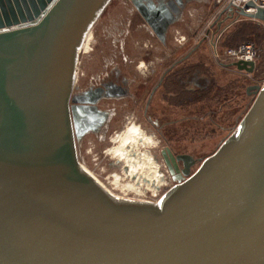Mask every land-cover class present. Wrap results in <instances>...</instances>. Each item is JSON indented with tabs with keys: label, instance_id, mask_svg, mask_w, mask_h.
Wrapping results in <instances>:
<instances>
[{
	"label": "water",
	"instance_id": "1",
	"mask_svg": "<svg viewBox=\"0 0 264 264\" xmlns=\"http://www.w3.org/2000/svg\"><path fill=\"white\" fill-rule=\"evenodd\" d=\"M110 1L0 0V264H264V85L193 174L176 157L181 175L157 202L111 194L78 162L75 67ZM132 4L161 43L184 6ZM226 11L264 23L259 8Z\"/></svg>",
	"mask_w": 264,
	"mask_h": 264
},
{
	"label": "rangeland",
	"instance_id": "2",
	"mask_svg": "<svg viewBox=\"0 0 264 264\" xmlns=\"http://www.w3.org/2000/svg\"><path fill=\"white\" fill-rule=\"evenodd\" d=\"M155 1L165 3L169 0ZM182 1V11L168 27L164 43H161L137 14L132 0H111L90 30L92 37L88 47L84 50L82 46L78 55L76 77L85 78V82L102 78L106 73L126 74L134 92L138 84L152 79L148 86H144L146 93L140 96L141 102L135 105V97L130 101H109L110 121L98 131L93 129L77 137L80 165L88 168L119 198L157 202L172 187L163 171L160 148L168 146L175 152L199 159L192 167L194 173L201 161L212 155L236 131L248 112L255 95L252 91L248 94L247 88L264 85V24L245 18L221 22L223 0L221 3L217 0ZM218 22H221L219 26ZM246 41L254 42L258 48L256 69L251 74L230 67L233 61L226 57L228 49ZM177 61H180L178 65L166 76L167 80L174 77L171 83L163 84L152 100L148 113L151 120L145 119L142 107L151 86ZM191 66L195 68L194 75H187L177 82L176 77L179 79L183 75L182 70ZM82 73L85 77H81ZM180 82L193 94L184 93ZM131 124L140 126L156 143L155 147H144L147 180L150 181L155 170L154 158L166 175V186L155 193L146 185L140 186L135 193L111 183L113 174L122 176L123 184L135 181L123 176L121 164L115 165V160L106 155V150L113 147V136ZM161 137L165 140L162 141Z\"/></svg>",
	"mask_w": 264,
	"mask_h": 264
},
{
	"label": "flooded vegetation",
	"instance_id": "3",
	"mask_svg": "<svg viewBox=\"0 0 264 264\" xmlns=\"http://www.w3.org/2000/svg\"><path fill=\"white\" fill-rule=\"evenodd\" d=\"M152 1L157 4V1ZM137 14L144 21L138 12ZM144 23L146 24L145 21ZM174 64L168 68V70H170L165 75H161L156 80V82L151 86V89L147 94V98H145L142 107V115L149 121L151 119L149 118L148 113L151 112L152 100L159 90H161L165 76L174 66L178 65ZM81 77H85V75L82 73ZM187 79L189 80V78ZM150 81H152V79H150ZM150 81L140 83L141 85L138 84V87L134 92H132L130 88L131 80L129 75L126 74L120 75V73H106L102 78L99 77L98 79H92L87 82H85V78H78L77 76L70 94L68 105L70 108L75 107V112L78 116L76 119V124L79 127L78 129L82 130V135L84 136L90 133L93 131V129H97L98 131L100 126L102 127L110 121L112 115L109 114V101H130L133 97H135V105H137L138 101L141 102L140 96L145 95L146 93V87L144 86H148ZM161 139L164 141L165 137H161ZM159 154L163 166L165 165L164 169L172 186H174L176 183L173 181V176L181 175L184 165L182 161H176V157H190L195 162L196 160H199L190 154L175 152L168 146H162L159 150ZM192 167L193 165L190 167V175L193 174L191 172Z\"/></svg>",
	"mask_w": 264,
	"mask_h": 264
},
{
	"label": "bare ground",
	"instance_id": "4",
	"mask_svg": "<svg viewBox=\"0 0 264 264\" xmlns=\"http://www.w3.org/2000/svg\"><path fill=\"white\" fill-rule=\"evenodd\" d=\"M91 37H92V34L89 31L86 34L84 43L82 45L84 50L88 47ZM111 142L113 143V147L106 150V155H109L112 159L115 160V165L121 164V166H122L121 170L123 172L121 174H123V176H125L128 179L135 180L131 184L130 183L123 184L121 182L122 176H119V174H113V180L111 183H113L112 185H114V187H120L122 189L125 188L127 190L135 191V193H136V192H138V188L140 186L146 185L151 191H153L155 193L160 187L166 186V179H165L166 175L164 176V174H167V173L164 169L165 165L163 166V169H164L163 171L165 172L163 174L161 167L155 158L153 161V163L155 165V170L151 174L152 176H150V178H151L150 181L147 180V177H148L147 174L148 173H146V171L144 169V166L146 165L144 160L146 159L145 156L147 154L144 152V147L149 145L152 148L153 146L155 147L156 143L152 137L148 136L140 128V126L131 124L124 131L120 132L119 134L117 133L116 135H114ZM82 168L90 176H92L102 187H105L102 183H100L98 181V179L95 177V175L91 171L88 170V168H86L84 166ZM105 189L114 195V193L110 189H108L106 187H105ZM140 192H141V190H140ZM154 193H153V196H154ZM157 193H159V192H157ZM141 195H142V193H141Z\"/></svg>",
	"mask_w": 264,
	"mask_h": 264
},
{
	"label": "built area",
	"instance_id": "5",
	"mask_svg": "<svg viewBox=\"0 0 264 264\" xmlns=\"http://www.w3.org/2000/svg\"><path fill=\"white\" fill-rule=\"evenodd\" d=\"M222 0H217V3H221ZM249 2H253L254 7H245ZM231 6L234 10L243 9L248 14H254L256 9L264 10V0H223L221 9ZM262 23L260 21H256ZM264 24V23H262ZM184 40V38H180ZM180 43V42H179ZM258 55V48L256 44L252 41H246L239 44L237 47L228 49L226 51V57L233 62L241 61L250 63L256 62ZM249 74V73H247Z\"/></svg>",
	"mask_w": 264,
	"mask_h": 264
},
{
	"label": "trees",
	"instance_id": "6",
	"mask_svg": "<svg viewBox=\"0 0 264 264\" xmlns=\"http://www.w3.org/2000/svg\"><path fill=\"white\" fill-rule=\"evenodd\" d=\"M247 21H250V20H247ZM236 47H237V46H236ZM255 69H256V67H255ZM182 72H183V75L180 76L179 79L176 77V78H177V80H176L177 82H178L179 80H180V81H181V80H184L185 77H186L187 75H189L190 77L193 76L194 73H195V68L191 66V67H188V68L185 69V70H182ZM166 76H167V75H166ZM166 76H165L164 81H163V84H164V85L167 84V81L171 83V81H172L171 79L174 78V77H173V78L170 77V79L167 80V77H166ZM170 80H171V81H170ZM173 82H174V81H173ZM174 83H175V82H174ZM180 88H181V89L183 90V92L186 93V94H187V93H192V94H193V92L190 91V90H188V89H186V88H185V85L181 84V82H180ZM194 92H195V91H194Z\"/></svg>",
	"mask_w": 264,
	"mask_h": 264
},
{
	"label": "crops",
	"instance_id": "7",
	"mask_svg": "<svg viewBox=\"0 0 264 264\" xmlns=\"http://www.w3.org/2000/svg\"><path fill=\"white\" fill-rule=\"evenodd\" d=\"M229 16H230V13H229L228 11H226V12H223V11H222V12L220 13V17H219V19L223 18L221 22L228 21V20H230ZM221 22H220V23H221ZM220 23L218 22V26H219Z\"/></svg>",
	"mask_w": 264,
	"mask_h": 264
}]
</instances>
